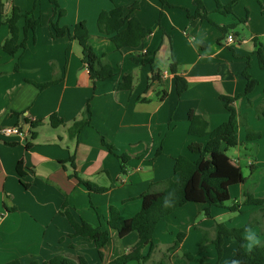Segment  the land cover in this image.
I'll list each match as a JSON object with an SVG mask.
<instances>
[{
  "label": "crops",
  "instance_id": "obj_1",
  "mask_svg": "<svg viewBox=\"0 0 264 264\" xmlns=\"http://www.w3.org/2000/svg\"><path fill=\"white\" fill-rule=\"evenodd\" d=\"M57 1L65 11L58 25L72 30L83 22L90 37L89 46L96 55H106L114 75L107 81L92 83L82 64L78 42L53 37L50 22L54 7L48 0H2L4 16L12 6L25 14L36 3L34 17L39 25L11 57L1 49L8 29L0 23V129L17 127L25 133L24 137L0 136V264H29L33 260L44 263L57 256L71 261L81 257L88 264H109L130 253L138 236L130 233L119 238L108 229L110 207L118 210L122 220L130 219L141 208L142 194L152 188L157 191L161 188L158 184L176 179V158L197 159L188 146H204L207 138L188 135L189 111L207 123V133L226 122L228 113L220 97L235 98L243 93L242 73L246 67L258 85L247 98L237 99L232 106L239 116H246L248 126L259 132L261 139L245 141L244 128L238 126L239 145L235 149L246 151L255 145L256 158L247 160V167L250 174L260 166L264 168V118L258 117L256 110H264V71L252 56L256 50L253 40L264 52V16L256 0H241L233 15L215 12L214 0H202L208 18L217 26L238 24L237 19L248 17L241 24L246 37L241 35L240 39L235 30L230 31L234 37L231 45L224 44L225 37L217 43L221 33L216 27L188 19L195 11L192 0H167L164 7L159 0H139L133 11L127 8L135 0ZM230 1L219 0L221 5ZM260 2L264 7V0ZM114 7H122L126 22L134 20L147 34L138 48L116 50L109 37L99 33L98 15ZM23 26L24 19H20L19 42L24 39ZM169 45L179 64V74L187 84L180 96L168 69ZM156 74L157 80H152ZM125 76L132 78L130 91L119 88ZM46 83L51 85L39 89ZM52 116L63 124L52 127L48 121ZM82 120L87 124L76 136H70L71 126ZM102 138L114 147L117 155L127 156L125 167L102 145ZM221 150L227 155L224 145ZM70 159L81 180L104 192L89 193L76 178L69 177L73 171ZM230 159L240 166L239 158ZM19 162L24 174L21 180L16 171ZM246 183L229 189L230 200L235 191L230 207L242 204ZM249 191L253 198L264 200V177ZM63 204L76 219L108 230V243L98 250L93 243L73 237L68 222L60 215ZM186 208L199 213L205 206L186 204L162 219L154 231V247L145 264H178L174 261L176 255L180 253L183 259L188 254L182 250L184 242L172 248L175 237L182 233L170 219ZM260 209L264 206L241 205L236 211L252 218ZM97 214L101 216L99 220ZM184 224L187 233L197 231L187 215ZM257 239L260 240L258 235ZM148 250L145 248L142 255ZM131 263L136 262L128 264Z\"/></svg>",
  "mask_w": 264,
  "mask_h": 264
},
{
  "label": "trees",
  "instance_id": "obj_2",
  "mask_svg": "<svg viewBox=\"0 0 264 264\" xmlns=\"http://www.w3.org/2000/svg\"><path fill=\"white\" fill-rule=\"evenodd\" d=\"M54 7L53 18L50 22V29L54 38L68 37L72 40H76L82 49V64L88 72V76L92 83L95 85L98 82H103L111 79L114 75L111 66L106 60V55H96L89 46V34L86 26L83 22L76 24L72 30L68 27H60L58 20L65 16V11L60 9L57 0H48ZM167 0H159L162 7L167 5ZM241 0H231L227 5H221L219 0L215 2V12L221 15H233L234 8ZM261 9V15L264 16V7H262L260 0H256ZM139 0H135L130 6L128 11H133L137 8ZM192 4L195 7L193 15H188L190 21H206L210 25L216 27L221 37L217 43L220 44L223 41V37L233 31L237 24L229 26H217L209 18L208 12L205 10L202 0H192ZM36 9V3L33 4L32 9L21 14L20 10L12 6L7 16L3 15V3L0 0V23L5 25L8 29V37L3 42L1 49L3 53L8 56H14L20 47L24 46L25 39L28 34L34 35L36 28L39 25L38 20L34 17V11ZM162 17V12L159 14V19ZM247 16L243 19H237L238 24H245ZM24 19L23 26V41L19 42V28L18 21ZM97 29L100 34L109 37L110 42L115 46L116 50L125 48L136 49L141 45V42L147 36L140 26L134 21L130 20L126 22V16L124 15V9L122 7H114L110 11H102L97 17ZM125 27L123 30L122 28ZM256 50L252 53V56L256 58L257 64L260 70L264 71V52L261 50V46L253 40ZM150 66L153 67L152 62ZM168 69L174 77L176 93L178 96L182 95L186 89V80L179 74V64L175 62L172 56L171 46L169 45L168 56ZM248 67L243 71L242 76L245 80V87L243 93L235 98L220 97L225 110L228 113L226 122L219 125L217 128L210 132H206L207 123L198 115H195L193 111L188 113V135L196 138H207L204 146L200 144H191L188 146V151L192 155H196L195 161L189 160L187 157L179 156L174 160L173 171L177 176L175 180H168L158 184L161 188L159 190L150 191L141 195V208L138 213L127 220L120 218L119 212L115 207H110L109 216L106 222L108 229L117 233L119 238H123L130 233H136L138 241L132 248L130 253L122 255L109 264H128L130 262H136L137 264H145L149 260L150 253L154 247L153 235L158 223L165 217L171 215L177 209L183 207L186 204H201L205 206L204 213L207 218H210V209H227L231 212H235L242 206H264V200L255 199L250 194L244 193V201L241 205L236 203L232 207L226 206L230 200L229 189L236 185H244L247 179L243 176L240 167H238L224 151L221 150V146L227 149L236 148L239 142L236 138V129L238 126L244 128L245 141L255 142L261 139L259 132H254L248 126L246 116L236 112L232 104L240 98H247L258 85L257 80L253 79L247 72ZM157 74L152 76V80H157ZM131 76H125L122 84L119 88L122 90H131ZM51 83L42 84L39 89L46 88ZM145 101V100H143ZM250 105V104H249ZM257 116L264 118V110L257 108ZM49 124L57 128L63 124V122L55 117L49 118ZM87 124V121H77L70 128V136H76L81 128ZM32 127H35V123H31ZM33 138V134H31ZM102 145L112 153L119 161L122 167H125L128 160L125 155H117L114 147L109 145L102 138ZM29 148V145L26 146ZM159 154V153H158ZM73 159L69 160L72 167V172L69 177L76 178L78 184L83 186L89 193H102L104 190L96 189L93 184L88 181L81 180L74 172ZM16 171L20 180L24 177L21 171V162L16 166ZM24 188L27 185L21 182ZM165 202L170 206H165ZM264 212V209L258 210ZM62 217L68 222L73 234V237H79L85 239L88 242L93 243L96 249L103 248L109 241L108 230L102 229L100 225L92 226L81 218L76 219L75 216L67 209V205L63 204ZM98 220L101 218L97 214ZM253 221V220H252ZM251 228V223L243 226L239 229H228L222 224L214 225V241L216 254L218 259L222 255L223 239L230 238L236 242V248L232 258L228 264H264V241H261L259 245L254 246L250 250L245 249L246 240L243 237V233ZM177 240L181 241L183 234L177 235ZM205 239H201L199 250L204 248ZM177 244H173L174 248ZM148 248L149 252L143 256L142 251ZM99 255L100 252H99ZM183 258L188 262L193 258L191 254H184ZM198 264H207L204 259H199ZM8 264H20L18 261H13ZM29 264H88L85 259L78 258L76 261L57 256L49 260L48 262L39 263L37 260L31 261Z\"/></svg>",
  "mask_w": 264,
  "mask_h": 264
},
{
  "label": "rangeland",
  "instance_id": "obj_3",
  "mask_svg": "<svg viewBox=\"0 0 264 264\" xmlns=\"http://www.w3.org/2000/svg\"><path fill=\"white\" fill-rule=\"evenodd\" d=\"M240 27V28H239ZM236 33L239 35H245L246 37V29L241 24H237L236 28L234 29ZM241 39V38H240ZM255 145H251L247 148L246 151L244 150H237L235 148H229L227 150V155L232 159H240V169L243 176L247 179V183L244 186V192L249 193V188H254L261 177H264V168L261 166L257 169L254 174H250V170L247 167V160L254 161L255 156ZM235 152H240L238 156H236ZM235 191L232 192L231 200L226 204V206H231L234 202V194ZM259 197L258 194H256ZM244 197H242V201ZM241 201V202H242ZM195 208V207H193ZM195 210V209H194ZM178 212V211H177ZM176 213V212H175ZM175 213L170 217L172 221H174L175 225L177 226L178 230L183 234V238L181 241H178L177 236L174 239L175 244H180V242H184L183 251H187L188 254H191L192 260L187 261L186 259H182L180 253L176 255L174 261L178 264H198L199 259H204V262L207 264H226L230 260V253L233 252L236 248V242L233 239L226 238L223 239L225 241V245L222 246V255L220 259H218L215 246L212 243L214 241V225L215 224H222L224 227L228 229H239L243 226L251 223V228L243 233V237L246 240L245 248L247 250L252 249L254 246L260 244L261 241H264V212L258 211L257 214L244 216V214H240V211L236 212H223L216 209H210V218L205 216L203 210H200L199 213L196 211L192 212L191 209H184L178 215ZM185 215L191 217L195 223V227L197 231H192V233H187L188 228H185L184 220ZM253 219V221H252ZM188 234V235H187ZM190 234V235H189ZM199 237H198V236ZM251 235L255 243H252L248 237ZM257 235L259 236L260 240L258 241ZM262 235V236H261ZM262 238H261V237ZM196 238V239H195ZM205 239L204 248L200 251V242L201 239ZM157 261V259H155ZM136 264V263H131Z\"/></svg>",
  "mask_w": 264,
  "mask_h": 264
},
{
  "label": "built area",
  "instance_id": "obj_4",
  "mask_svg": "<svg viewBox=\"0 0 264 264\" xmlns=\"http://www.w3.org/2000/svg\"><path fill=\"white\" fill-rule=\"evenodd\" d=\"M234 43V37L231 34H228L225 37L224 44L225 45H231ZM0 136L2 137H10V136H25V133L20 131L17 127H11V128H2L0 129Z\"/></svg>",
  "mask_w": 264,
  "mask_h": 264
},
{
  "label": "clouds",
  "instance_id": "obj_5",
  "mask_svg": "<svg viewBox=\"0 0 264 264\" xmlns=\"http://www.w3.org/2000/svg\"><path fill=\"white\" fill-rule=\"evenodd\" d=\"M165 206H170V204L167 203V202H165ZM248 239H249L252 243H255V240H254V238H253L251 235H249ZM236 264H238V262H236Z\"/></svg>",
  "mask_w": 264,
  "mask_h": 264
}]
</instances>
